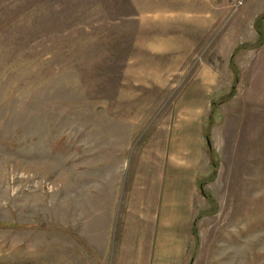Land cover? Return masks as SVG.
I'll return each mask as SVG.
<instances>
[{
  "label": "rangeland",
  "instance_id": "obj_1",
  "mask_svg": "<svg viewBox=\"0 0 264 264\" xmlns=\"http://www.w3.org/2000/svg\"><path fill=\"white\" fill-rule=\"evenodd\" d=\"M189 180L179 263L264 264V0H0V264H147Z\"/></svg>",
  "mask_w": 264,
  "mask_h": 264
},
{
  "label": "crops",
  "instance_id": "obj_2",
  "mask_svg": "<svg viewBox=\"0 0 264 264\" xmlns=\"http://www.w3.org/2000/svg\"><path fill=\"white\" fill-rule=\"evenodd\" d=\"M191 182L186 188L185 194L181 195L180 200L172 203L170 196L161 197L162 209L156 214V226L154 227L155 240L152 242V252L148 254V258H152L147 264H167L164 260L171 259L174 255L173 264L179 263L180 255L176 251L174 241L184 243L192 238V223L198 216L199 210L195 206L192 196L189 197ZM192 189L196 188V176L192 180ZM195 191V190H193ZM148 233V232H147ZM180 235V239H178ZM155 244V246H154ZM160 259H162L160 261Z\"/></svg>",
  "mask_w": 264,
  "mask_h": 264
},
{
  "label": "trees",
  "instance_id": "obj_3",
  "mask_svg": "<svg viewBox=\"0 0 264 264\" xmlns=\"http://www.w3.org/2000/svg\"><path fill=\"white\" fill-rule=\"evenodd\" d=\"M204 129H205V130H203V131H204L203 136H204V137H208V136H209L208 129H206V128H204ZM203 131H202V132H203ZM191 234H192V237H193V239L195 240V242H198V235H197V233H196L195 224H193L192 227H191Z\"/></svg>",
  "mask_w": 264,
  "mask_h": 264
},
{
  "label": "water",
  "instance_id": "obj_4",
  "mask_svg": "<svg viewBox=\"0 0 264 264\" xmlns=\"http://www.w3.org/2000/svg\"><path fill=\"white\" fill-rule=\"evenodd\" d=\"M207 144L209 145V143L207 142ZM209 147V146H208Z\"/></svg>",
  "mask_w": 264,
  "mask_h": 264
}]
</instances>
